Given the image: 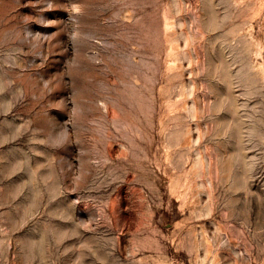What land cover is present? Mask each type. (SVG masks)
I'll return each instance as SVG.
<instances>
[{
  "label": "rangeland",
  "instance_id": "1",
  "mask_svg": "<svg viewBox=\"0 0 264 264\" xmlns=\"http://www.w3.org/2000/svg\"><path fill=\"white\" fill-rule=\"evenodd\" d=\"M0 264H264V0H0Z\"/></svg>",
  "mask_w": 264,
  "mask_h": 264
}]
</instances>
